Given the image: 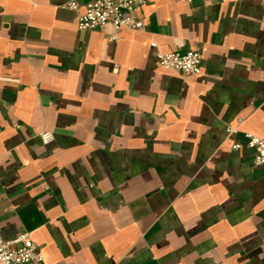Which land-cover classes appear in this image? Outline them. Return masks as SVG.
<instances>
[{
  "label": "crops",
  "instance_id": "1",
  "mask_svg": "<svg viewBox=\"0 0 264 264\" xmlns=\"http://www.w3.org/2000/svg\"><path fill=\"white\" fill-rule=\"evenodd\" d=\"M69 1L0 0L3 238L29 233L31 264H264V0H151L115 40Z\"/></svg>",
  "mask_w": 264,
  "mask_h": 264
},
{
  "label": "built area",
  "instance_id": "2",
  "mask_svg": "<svg viewBox=\"0 0 264 264\" xmlns=\"http://www.w3.org/2000/svg\"><path fill=\"white\" fill-rule=\"evenodd\" d=\"M151 0H88L84 11L77 18V27L79 30H94L110 25L114 34L111 39L119 37V32L128 28L133 31L144 30V22L139 17L142 7ZM192 2V0H185ZM65 7L76 9L77 0H70L64 4ZM151 46L157 49L156 60L162 67L177 71L183 75L197 76L202 73V56L198 51L187 52H164L157 43L152 41ZM242 120L238 119L240 123ZM228 134L236 132V127L227 125ZM41 141L49 144L54 140V134L51 131L43 130L39 132ZM246 145L255 152L254 164L262 166L264 171V138L251 132H244ZM238 150L240 143L233 145ZM44 256L30 234L24 232L19 236L7 240L0 233V264H31L34 262H43Z\"/></svg>",
  "mask_w": 264,
  "mask_h": 264
}]
</instances>
